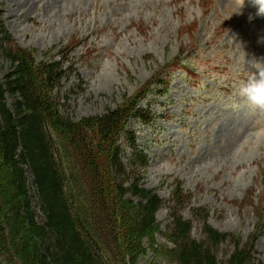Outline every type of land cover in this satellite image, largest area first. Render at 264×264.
<instances>
[{
  "label": "rangeland",
  "instance_id": "rangeland-1",
  "mask_svg": "<svg viewBox=\"0 0 264 264\" xmlns=\"http://www.w3.org/2000/svg\"><path fill=\"white\" fill-rule=\"evenodd\" d=\"M261 1L0 0V20L37 59L46 60V51L50 62L67 58L68 76L52 100L60 98L59 110L69 119L103 115L124 94L143 91L138 105L151 108L154 121L127 124L137 130L133 150L148 160L128 169L164 200L155 215L161 233L180 184L189 199L179 210L191 222L192 239L206 243L204 225L233 237L213 248L218 264H226L235 240L242 246L258 229L253 262L264 264V137L252 134L264 128V112H250L238 95L249 73L245 61H264ZM8 66L1 56L0 80ZM124 148L127 162L132 151ZM28 188L41 222L31 182ZM196 210L206 212L204 220ZM161 233L152 248L142 239L136 264H177L165 255L170 244ZM10 259L0 248V264H13Z\"/></svg>",
  "mask_w": 264,
  "mask_h": 264
},
{
  "label": "trees",
  "instance_id": "trees-1",
  "mask_svg": "<svg viewBox=\"0 0 264 264\" xmlns=\"http://www.w3.org/2000/svg\"><path fill=\"white\" fill-rule=\"evenodd\" d=\"M1 56L9 69L0 80V248L9 259L13 253V264H136L142 239L152 248L161 233L155 215L164 206L128 169L144 167L148 160L133 150L137 139L127 124L132 118L147 124L154 120L151 108L138 105L143 91L124 94L103 115L74 121L59 110L58 96L52 100L68 76L67 58L36 61L0 20ZM124 145L132 151L127 162ZM86 177L88 199L81 185ZM29 182L41 222L31 207ZM180 187L174 189L170 222L161 233L170 244L164 253L177 264H218L213 248L233 237L204 225L206 243L192 239L191 222L179 210L189 196ZM205 213L194 211L197 217ZM259 234L260 229L242 246L235 240L225 263L254 264Z\"/></svg>",
  "mask_w": 264,
  "mask_h": 264
},
{
  "label": "clouds",
  "instance_id": "clouds-1",
  "mask_svg": "<svg viewBox=\"0 0 264 264\" xmlns=\"http://www.w3.org/2000/svg\"><path fill=\"white\" fill-rule=\"evenodd\" d=\"M243 2V0H242ZM249 73L239 85L238 95L244 106L252 113L264 112V61L252 59ZM258 139L264 137V128L257 129L252 133Z\"/></svg>",
  "mask_w": 264,
  "mask_h": 264
}]
</instances>
